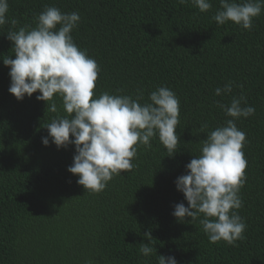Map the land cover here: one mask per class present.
<instances>
[{
    "label": "trees",
    "instance_id": "obj_1",
    "mask_svg": "<svg viewBox=\"0 0 264 264\" xmlns=\"http://www.w3.org/2000/svg\"><path fill=\"white\" fill-rule=\"evenodd\" d=\"M211 2L201 13L177 0H8L7 19L17 24L0 27V264H157L158 255L175 256L178 264H264V11L245 30L217 24L220 0ZM46 6L80 14L72 36L100 67L96 95L135 98L139 89L144 103L159 86L176 93L174 156L156 137L138 148L131 172L95 193L68 171L74 145L58 149L50 137L49 146L42 143L49 136L44 126L57 114L36 99L40 93L22 101L9 93L3 59L14 55L7 32L35 27ZM229 81L232 93L216 96ZM240 95L256 110L236 121L247 139L238 210L247 229L235 245L212 244L198 222L172 215L174 205L188 206L175 181L201 154L207 134L230 119L216 101L230 104ZM149 232L157 254L146 258L139 245L151 244Z\"/></svg>",
    "mask_w": 264,
    "mask_h": 264
},
{
    "label": "clouds",
    "instance_id": "obj_2",
    "mask_svg": "<svg viewBox=\"0 0 264 264\" xmlns=\"http://www.w3.org/2000/svg\"><path fill=\"white\" fill-rule=\"evenodd\" d=\"M178 4L191 3L201 13L209 12L211 0H177ZM264 11V0H220V9L212 17L219 25L228 22L245 30H252L253 21ZM8 0H0V27L17 21L7 19ZM81 22L78 12H62L58 7L46 6L36 17L35 27L9 30L7 38L13 43L14 55L3 59L10 68L9 93L22 101L35 93L39 101L47 104V112L57 114L46 124L49 136L42 143H54L58 149L75 146L76 154L68 171L78 177L77 183L87 192L104 191L114 176L131 172L135 167L140 146L151 147L158 137L168 151L176 153L180 124V101L167 86H159L149 94L113 95L102 92L96 95L100 67L75 43L72 33ZM14 57V58H13ZM234 81L215 89L216 96L230 95ZM242 89L243 85H239ZM59 100V105H58ZM227 119L201 141L200 155L193 156L187 164L186 174L175 181L183 193L184 203L174 205L172 215L179 222H198L212 244L221 241L235 245L245 239L247 224L238 214L243 207L240 190L247 176L244 147L246 133L236 121L255 114L244 95L233 96L230 104L216 101ZM61 110L65 115H60ZM208 127L202 124L201 131ZM74 138V139H73ZM151 244H140L144 257L157 254ZM157 264H178L175 256H157Z\"/></svg>",
    "mask_w": 264,
    "mask_h": 264
}]
</instances>
